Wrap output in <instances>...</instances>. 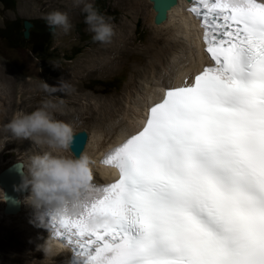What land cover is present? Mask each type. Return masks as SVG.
Instances as JSON below:
<instances>
[{
  "label": "snow or ice",
  "instance_id": "obj_1",
  "mask_svg": "<svg viewBox=\"0 0 264 264\" xmlns=\"http://www.w3.org/2000/svg\"><path fill=\"white\" fill-rule=\"evenodd\" d=\"M210 63L108 152L104 196L54 220L93 264H264V0H196ZM93 213L115 224L89 227Z\"/></svg>",
  "mask_w": 264,
  "mask_h": 264
},
{
  "label": "bare ground",
  "instance_id": "obj_2",
  "mask_svg": "<svg viewBox=\"0 0 264 264\" xmlns=\"http://www.w3.org/2000/svg\"><path fill=\"white\" fill-rule=\"evenodd\" d=\"M116 1L121 2L122 6L123 2L125 3L126 12L122 20L113 26L114 35L111 40L100 43L95 48H88L89 50L72 68V71L57 80L58 82L60 79L67 81L68 87L60 90L51 88L49 104L45 106L46 111L55 119L73 120L83 116L88 119L85 123L87 129L78 130L84 129L88 133L80 154H86L94 162L92 174L95 182L112 179V167L102 163L105 152L143 126L147 107L158 102L163 95L164 86L178 85L185 77L193 76L210 63L199 43L198 37H201L202 33L198 21L193 19L186 9V6L193 0H177L176 4L167 10L166 18L159 24L153 22L155 11L149 0H146L147 7L143 6L142 0ZM74 2L77 0L67 1L69 5ZM139 16L148 25L150 31L149 35L147 34V43L142 48L135 44L136 36L132 20ZM133 55L139 59L130 62ZM127 62H130L131 74L118 92L106 96H93L90 93H84L81 96L73 93L78 86L76 79L79 80L81 77H88L92 74L101 77L108 76L124 68ZM40 97L38 93V101L39 99L47 100ZM1 131L0 129V135ZM11 140L18 141V139ZM22 142L29 145L31 152L32 148H35L29 140L25 139ZM36 151L39 149L36 148ZM28 194L29 190L24 194H19L20 209L17 213H4L2 210L3 188L0 186V219L4 222L0 224V246L1 244L8 245L6 249L0 248L3 250V252L0 251V264L1 261L3 264H67L69 257L67 247L51 235L45 227V222L40 223L36 219L39 208L22 203L23 198ZM14 219H17L18 226L11 227L8 221ZM50 237L56 240V249L53 255L44 258L38 246L43 245Z\"/></svg>",
  "mask_w": 264,
  "mask_h": 264
},
{
  "label": "rangeland",
  "instance_id": "obj_3",
  "mask_svg": "<svg viewBox=\"0 0 264 264\" xmlns=\"http://www.w3.org/2000/svg\"><path fill=\"white\" fill-rule=\"evenodd\" d=\"M14 1V12H3L0 9V15L5 16L7 19H12L15 16L19 21H21L22 19L30 20L33 18H42L43 14L47 12L59 10L67 13L68 21L71 27L67 32H64L59 28L56 29L55 37H52L50 47L51 51H53V58L45 60H40L37 56H35L34 53L24 49L6 48L0 40V81L2 82H0V129L2 130L1 132L3 134L0 135V168L16 160H21L23 162V165H25L27 155H29L31 152L29 150V145L22 142V140L18 139V141L16 142L15 140L9 139L8 142H5V138L8 136V133L6 132V130L3 131V125L7 123L9 119H11L13 113L18 109H22L25 112H31L37 108L45 107L46 104L48 105V98L50 97L52 92L51 88H45V86L43 85L44 82L49 86H57V80L60 77H64L69 71L71 72L72 68L77 65V62L83 55H85L87 50L95 48L98 46V44L101 43L94 42L91 39L92 33L86 30L87 25L83 24V22L80 25L82 28L81 37L75 29V27H78V22L81 21L80 18L83 13L81 9L83 8L84 3L90 2L93 6L96 7H107V12L109 14H105L107 12H104V10H102V14L104 13L106 19L110 18L109 22L113 26H115L120 20H122V16H124V12H126L125 3L123 2L122 6L121 2L119 3L116 0H77V2H74L70 5L69 3H67L68 0ZM142 3L143 6H148L146 0H142ZM132 20L134 35L137 37H135V44L137 47L142 48L147 43L146 39L150 32L148 25H146V23L140 16ZM1 24L2 20L0 17V26ZM131 57L132 58H130V62L139 59L135 55ZM130 62H127V65L118 72H115L108 76L101 77L92 74L88 75V77H81V79L79 80L76 79V83L78 86L77 90L73 93H78L81 96L84 93H90L93 96H106L118 92L128 81V78L131 74V66H129ZM3 79H5L7 82ZM37 84L38 87L36 86ZM38 93L39 95H41L40 98L43 97L47 100L42 101L41 99H39L38 101ZM12 100H14L15 102ZM5 107H9L10 109L8 108V110ZM71 107H73V105ZM55 120L61 121L70 126L72 134L82 128H84L85 130L87 129L85 127V123L88 119H86L84 116L80 117V119L75 118L73 120ZM32 150L36 151V148H32ZM3 223L4 222H2L0 219V224ZM8 224L11 225V227H16L18 226V221L17 219L9 220ZM12 241L13 240L11 239V242ZM1 247L2 249H6L8 248V245L1 244L0 248ZM2 249H0L1 252H3ZM2 262L3 261H1V264H3Z\"/></svg>",
  "mask_w": 264,
  "mask_h": 264
},
{
  "label": "clouds",
  "instance_id": "obj_4",
  "mask_svg": "<svg viewBox=\"0 0 264 264\" xmlns=\"http://www.w3.org/2000/svg\"><path fill=\"white\" fill-rule=\"evenodd\" d=\"M81 10L86 30L92 33L91 39L94 42H109L114 35L110 18L106 19L90 2L84 3ZM42 18L54 35L57 28L67 32L71 27L67 13L59 10L47 12ZM44 86L54 90L68 87L67 81L63 79L58 82V86H49L45 82ZM3 129L8 133L5 142L9 139H26L39 149L27 155L23 167L21 188H27L29 194L23 198L22 203L37 209L43 205L52 207V219L57 221L66 216L79 215L81 205L78 197L93 181L94 162L86 154L76 156L70 152V126L53 119L45 107H40L31 112L16 110L3 125ZM69 201L72 202L71 206H66ZM36 219L40 223L44 222L42 214ZM87 223L94 228L106 223L115 224L116 220L108 214L93 213ZM56 245V240L50 237L43 245L38 246V250L47 258L53 255ZM87 264H93L90 258Z\"/></svg>",
  "mask_w": 264,
  "mask_h": 264
},
{
  "label": "flooded vegetation",
  "instance_id": "obj_5",
  "mask_svg": "<svg viewBox=\"0 0 264 264\" xmlns=\"http://www.w3.org/2000/svg\"><path fill=\"white\" fill-rule=\"evenodd\" d=\"M12 0H0V9L3 12H14L12 7ZM96 10L102 13L107 12V7H96ZM105 14H109L108 12ZM104 15V13H103ZM2 24L0 26V40L6 48H18L30 51L37 57L50 59L53 57L51 51V39L55 37L52 30L46 25L43 18L30 19L32 26L29 28V35L27 38L23 36V20L19 21L15 16L12 19H7L0 15ZM81 21L78 22V27H75L77 33L81 37V24L84 23V13L81 15Z\"/></svg>",
  "mask_w": 264,
  "mask_h": 264
},
{
  "label": "water",
  "instance_id": "obj_6",
  "mask_svg": "<svg viewBox=\"0 0 264 264\" xmlns=\"http://www.w3.org/2000/svg\"><path fill=\"white\" fill-rule=\"evenodd\" d=\"M151 7L155 11L153 22L155 24L161 23L167 14V10L176 4L177 0H149ZM32 23L29 19H23V36L25 38L29 35V28ZM50 29V28H49ZM52 30V29H50ZM87 139V133L84 130L72 134V141L70 151L79 156L83 150ZM24 175L23 163L19 160L14 161L0 170V186L3 188V212L17 213L20 209L19 194H24L28 191L27 188H21V178Z\"/></svg>",
  "mask_w": 264,
  "mask_h": 264
},
{
  "label": "trees",
  "instance_id": "obj_7",
  "mask_svg": "<svg viewBox=\"0 0 264 264\" xmlns=\"http://www.w3.org/2000/svg\"><path fill=\"white\" fill-rule=\"evenodd\" d=\"M12 7L13 8H15V1L14 0H12ZM18 19V18H17ZM23 20V19H22ZM40 60H45L46 58H41V57H38ZM51 58H53V57H51Z\"/></svg>",
  "mask_w": 264,
  "mask_h": 264
}]
</instances>
